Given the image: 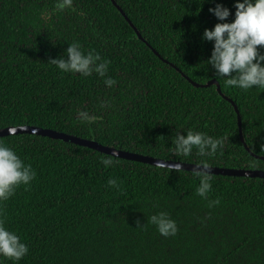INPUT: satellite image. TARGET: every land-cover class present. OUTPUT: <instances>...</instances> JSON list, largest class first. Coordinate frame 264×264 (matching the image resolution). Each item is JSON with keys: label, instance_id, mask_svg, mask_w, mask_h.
Listing matches in <instances>:
<instances>
[{"label": "trees", "instance_id": "obj_1", "mask_svg": "<svg viewBox=\"0 0 264 264\" xmlns=\"http://www.w3.org/2000/svg\"><path fill=\"white\" fill-rule=\"evenodd\" d=\"M215 3L231 22L234 0H73L63 10L54 0H0V128L34 125L161 159L264 170V87L225 86L205 63ZM73 41L107 59L116 83L48 62ZM187 79H215L219 89ZM80 110L98 119L81 121ZM188 128L222 146L205 157L175 153L172 137ZM0 142L36 173L0 202L5 226L29 249L0 264H264V178L211 175L202 198L189 171L113 156L106 168L110 155L36 134ZM110 175L119 187L106 183ZM160 211L175 220V235L149 221Z\"/></svg>", "mask_w": 264, "mask_h": 264}, {"label": "clouds", "instance_id": "obj_2", "mask_svg": "<svg viewBox=\"0 0 264 264\" xmlns=\"http://www.w3.org/2000/svg\"><path fill=\"white\" fill-rule=\"evenodd\" d=\"M73 0H54V10L72 8ZM234 18L227 22L230 15L228 7L215 3L208 11L217 19L211 29L205 28L202 39L212 42L211 54L206 65L214 69L216 79L223 78L225 86H233L242 90L264 87V52L257 46L264 47V0H234ZM47 16V10L41 13ZM64 54L51 58L48 62L55 65L61 72L79 74L87 77L95 72L104 77L105 86H112L116 81L107 76L109 61L102 59L95 50L83 51L78 41L67 43ZM66 57V58H65ZM81 121L93 122L98 117L85 110L78 111ZM19 127H24L20 124ZM185 134L177 132L172 137L170 149L177 154L188 156L193 148L201 156L214 154L222 146L221 137H213L201 131L188 128ZM166 160H157L156 165L165 167L169 171H182V163L166 164ZM106 168L116 163L112 156L101 158L100 161ZM192 174L198 178L199 183L195 192L206 198L210 191L211 173L207 159H200L194 164ZM36 173L31 164L25 163L12 147L0 142V202L7 201L17 187H27L34 179ZM118 177L110 175L107 184L119 187ZM218 199L209 200L208 206L218 204ZM149 221L156 226L157 231L167 237L175 235L177 226L164 211L152 214ZM139 226V220L136 222ZM143 227V226H140ZM29 249L20 236L5 226L4 219L0 216V258L19 261Z\"/></svg>", "mask_w": 264, "mask_h": 264}, {"label": "water", "instance_id": "obj_3", "mask_svg": "<svg viewBox=\"0 0 264 264\" xmlns=\"http://www.w3.org/2000/svg\"><path fill=\"white\" fill-rule=\"evenodd\" d=\"M193 86L195 87H208L210 85H215L216 89H219V84L215 79H210L206 81L204 84H198L196 82L187 79ZM229 103L232 101L229 98H226ZM233 110L236 114V120L240 122V114L235 106L232 104ZM18 133H28V134H36L40 136H46L52 139L61 140L67 143H73L75 145L91 148L98 152L118 157L126 160L141 162L149 165L157 166V160H166V164H175L180 163L178 160H171V159H161L157 157H152L149 155H143L136 152L116 149L114 147L106 146L97 143L96 141L85 139L79 136H74L71 134H67L64 132L56 131L49 128H41L34 125H24V127L19 126H8L4 128H0V137L9 135V134H18ZM240 140L243 141V138L240 137ZM194 164L192 162H183L182 163V170L192 172L194 168ZM210 166V173L211 175H225V176H234V177H249V178H264V170L259 169H238V168H226V167H217V166ZM160 167V166H159Z\"/></svg>", "mask_w": 264, "mask_h": 264}]
</instances>
